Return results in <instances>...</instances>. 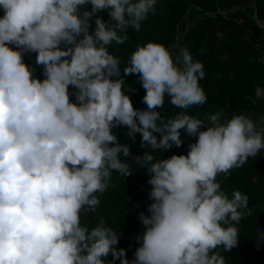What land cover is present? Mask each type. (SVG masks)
I'll return each mask as SVG.
<instances>
[{
  "label": "clouds",
  "instance_id": "clouds-1",
  "mask_svg": "<svg viewBox=\"0 0 264 264\" xmlns=\"http://www.w3.org/2000/svg\"><path fill=\"white\" fill-rule=\"evenodd\" d=\"M89 3L91 11L81 13ZM156 4L0 0V264H110V253L129 264L125 249L115 247L120 235L103 217L91 229L81 223L100 204L97 193L113 171L133 173L119 155H132L130 147L112 132L121 125L152 149L133 156L150 174L153 203L150 215L139 214L146 231L132 264H225L217 249L238 245L236 224L251 215L248 196L235 190L229 198L217 176L264 150V126L244 113L201 119L186 111L207 99L199 83L204 65L187 48L174 56L160 42L137 44L121 75L109 46L124 44L129 28L139 31ZM103 10L108 21L96 15ZM33 52L30 66L24 54ZM132 74L145 89L146 109L135 108L125 92ZM166 96L180 109L170 118L158 110ZM255 97H264V87ZM182 129L198 137L187 155L156 159L153 152L182 146Z\"/></svg>",
  "mask_w": 264,
  "mask_h": 264
},
{
  "label": "trees",
  "instance_id": "trees-1",
  "mask_svg": "<svg viewBox=\"0 0 264 264\" xmlns=\"http://www.w3.org/2000/svg\"><path fill=\"white\" fill-rule=\"evenodd\" d=\"M91 4L80 7L81 13L91 11ZM3 9L0 8V16ZM96 15L105 21L110 19L107 10ZM259 21L263 24H259ZM90 30L95 28V17L90 19ZM128 40L124 44L113 42L109 51L121 61V75L130 54L137 44L148 41L163 43L173 55L182 48L190 50L193 59L204 65L205 76L199 83L206 93V103L193 106L186 111L201 119L208 114L222 111L223 116L244 113L262 124L264 116V97L256 100L255 89L264 87V0H157L156 11L142 22L141 29L127 30ZM36 53H25L24 61L35 65ZM36 75L43 79V68L36 67ZM128 87L135 89L129 92ZM75 89L69 87L71 99L75 102ZM125 92L130 95L133 106L146 109L142 102L145 89L138 82L136 74L125 77ZM253 100L256 103L253 104ZM161 116L170 118L180 109L170 104L165 97L163 108L158 109ZM223 118V117H222ZM121 144L130 147L132 155L124 157L133 173L124 177L113 171L108 188L103 194L97 193L100 204L95 212L81 217V223L89 229L94 227L101 217L106 225L114 229L119 236L117 249L123 248L129 264L135 259V252L142 244L146 226L139 218L143 212L150 215L148 206L153 203L149 198L152 185L148 183L150 174L147 168H138L133 156L143 152H152L149 146L142 147V136L128 135L126 126L112 128ZM160 138V134H156ZM182 146L173 145L167 150L153 152L156 159H166L173 154L187 155L188 145L198 137L188 136L181 130ZM217 181L222 190L231 198L235 190L248 196V209L251 215H245L236 224L239 230L238 245L230 252L217 249L225 264H264V150L256 157H249L239 168L228 175L220 174ZM247 211V209L241 210ZM110 264H121L120 259L113 260L111 253L105 258Z\"/></svg>",
  "mask_w": 264,
  "mask_h": 264
},
{
  "label": "built area",
  "instance_id": "built-area-1",
  "mask_svg": "<svg viewBox=\"0 0 264 264\" xmlns=\"http://www.w3.org/2000/svg\"><path fill=\"white\" fill-rule=\"evenodd\" d=\"M259 24H261V22L259 21ZM262 25V24H261Z\"/></svg>",
  "mask_w": 264,
  "mask_h": 264
},
{
  "label": "water",
  "instance_id": "water-1",
  "mask_svg": "<svg viewBox=\"0 0 264 264\" xmlns=\"http://www.w3.org/2000/svg\"><path fill=\"white\" fill-rule=\"evenodd\" d=\"M261 24H263V23L261 22Z\"/></svg>",
  "mask_w": 264,
  "mask_h": 264
}]
</instances>
